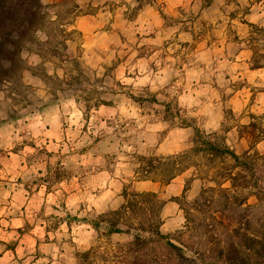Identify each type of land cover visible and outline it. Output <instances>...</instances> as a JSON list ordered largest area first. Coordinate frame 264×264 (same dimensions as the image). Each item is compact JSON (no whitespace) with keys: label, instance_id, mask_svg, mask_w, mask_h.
Listing matches in <instances>:
<instances>
[{"label":"rangeland","instance_id":"1","mask_svg":"<svg viewBox=\"0 0 264 264\" xmlns=\"http://www.w3.org/2000/svg\"><path fill=\"white\" fill-rule=\"evenodd\" d=\"M258 1L42 0L57 40L0 90V264H264Z\"/></svg>","mask_w":264,"mask_h":264},{"label":"trees","instance_id":"2","mask_svg":"<svg viewBox=\"0 0 264 264\" xmlns=\"http://www.w3.org/2000/svg\"><path fill=\"white\" fill-rule=\"evenodd\" d=\"M47 19L42 0H0V90L5 85H17L27 68L26 54L31 51V46L57 40L53 31H45ZM40 34L44 35L45 42L41 41ZM57 43L61 47L66 46L63 41ZM103 104L108 105L106 102ZM203 145L204 151L216 156H229L238 167L247 168V163L230 147H220L208 140H204ZM113 228L112 233L124 232L118 226Z\"/></svg>","mask_w":264,"mask_h":264},{"label":"crops","instance_id":"3","mask_svg":"<svg viewBox=\"0 0 264 264\" xmlns=\"http://www.w3.org/2000/svg\"><path fill=\"white\" fill-rule=\"evenodd\" d=\"M166 1H167V4H170V5H172L175 2V0H166ZM244 19L250 24H254V25L258 24V25L264 26V0H259L255 4H250L249 12L244 16ZM258 70H264V69L260 68ZM11 160L12 162L15 161L13 157H11Z\"/></svg>","mask_w":264,"mask_h":264}]
</instances>
